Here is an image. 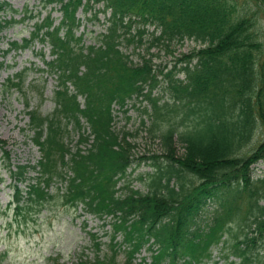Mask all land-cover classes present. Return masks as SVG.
<instances>
[{
	"label": "trees",
	"instance_id": "1",
	"mask_svg": "<svg viewBox=\"0 0 264 264\" xmlns=\"http://www.w3.org/2000/svg\"><path fill=\"white\" fill-rule=\"evenodd\" d=\"M232 1L46 0L60 4V22L50 11L36 20L30 37L11 42L9 51L37 40L49 44L52 59L43 56V61L58 84L52 113L28 110L41 157L34 166H9L16 179L9 206L14 203L16 213L34 202L45 206L54 197L51 185L60 179L66 190L58 197L65 204L83 205L103 220L112 216L109 251L102 253L101 238L90 232L95 256L82 254L72 264H134L146 245L152 251L147 264H203L214 261L216 247L223 264H264V176H254V165L264 160V138L247 149L257 131L264 132V34L255 12L238 14ZM256 1L264 9V0ZM101 2L94 19L110 10L106 29L86 44L85 32L78 33V11ZM9 8V0H0V17ZM15 22L13 16L0 18V34ZM145 38L148 53L156 45L170 53L173 43L185 38L202 46L178 56L166 71L167 65H155V52L135 62L124 49L143 45ZM179 72L185 77H177ZM8 81L10 87H22L25 73ZM163 81L176 104L201 111L178 134L173 126L159 134L168 163H157L149 190L128 183L119 193L118 183L136 158L126 138L130 132L114 129L113 104L125 107L144 96L158 114L161 101L154 91ZM176 135L184 144L182 154ZM89 142L87 150L80 145ZM31 168L37 175L24 189L20 182L28 181ZM212 200L219 203L214 216H199ZM121 251L125 262L118 258ZM53 264L68 263L54 257Z\"/></svg>",
	"mask_w": 264,
	"mask_h": 264
},
{
	"label": "rangeland",
	"instance_id": "2",
	"mask_svg": "<svg viewBox=\"0 0 264 264\" xmlns=\"http://www.w3.org/2000/svg\"><path fill=\"white\" fill-rule=\"evenodd\" d=\"M11 8L2 13L0 18L15 17L16 22L5 28L0 34V264H53L52 258L59 256L60 261L69 263L76 261L80 255L86 254L94 257L96 253L95 243L90 232H96L101 238L102 253L109 251L111 227L108 222L112 220L107 217L106 221L98 216L84 210L80 205L78 209L64 200H60L58 193L65 190V185L59 179L50 187L54 197L45 206L34 202L16 213L14 206L9 203L14 199L15 177L10 173L9 166L18 164L36 165L41 157L39 147L33 142L34 132L30 129L29 109H39L44 115L52 113L56 107L54 90L57 88V74L51 72L43 61V56L50 60L52 58L51 46L41 41H35L26 49L8 48L12 41L21 42L24 37H30L35 22L44 18L51 11L55 17V23L61 19L60 4L50 3L46 0H9ZM236 12L253 13L260 20L257 26L260 33L264 34V9L256 0H233ZM103 3H98L90 11L85 12L81 7L78 15L82 19L80 29L85 32L86 44L92 42L98 33L105 31L107 26L108 12L99 11V19H94V14L102 10ZM154 26L149 29L154 30ZM148 36V34H147ZM149 38V37H147ZM145 38V41L147 40ZM146 41L143 45H130L124 49L131 54V58L137 62L141 61L142 55H153V61L157 67L172 68L176 58L185 52H190L194 47L202 44L194 38H185L183 41H175L172 52H167L162 45L152 47L150 53L146 51ZM182 63L178 64L180 67ZM25 71V82L22 87L8 85L9 78ZM184 78L185 74L179 72L176 75ZM17 80V79H16ZM163 83V85H162ZM155 89L154 95L161 101V107L156 113L152 103L144 96H135L129 100L125 107L118 103L113 104L114 129L121 132L129 131L127 140L133 144L135 163L129 167L128 174L118 183L119 193L125 192L126 184L130 183L135 189L147 192L152 180L151 174L157 171V163L166 165V148L162 144L159 134L168 127L173 126L178 132L191 126L199 116L200 109H190L187 104H176L171 93L163 81ZM82 101L84 98H81ZM166 101L169 103L166 105ZM88 126L87 122L85 123ZM91 132L89 128L87 130ZM77 137L71 142L73 150L76 149ZM264 138V132L257 131L247 149H252ZM176 148L178 154L184 152V144L176 135ZM84 149L88 145H81ZM8 153L10 158L8 159ZM154 155L158 157H154ZM37 172L31 168L28 173V181H21L22 188L27 189V183ZM190 176V174H186ZM254 176H264V160L254 165ZM218 201H210L200 212L199 216H214ZM18 216V217H15ZM111 218V219H110ZM25 219V220H24ZM232 231H238L233 227ZM121 238V237H119ZM264 253V247H262ZM149 250L143 249L135 263L139 262L144 255L149 256ZM119 260L125 262L126 254L121 251ZM221 248L214 250V261L204 264H223Z\"/></svg>",
	"mask_w": 264,
	"mask_h": 264
}]
</instances>
